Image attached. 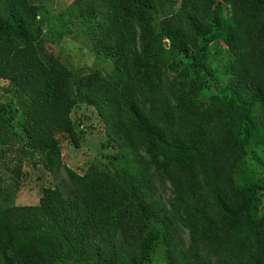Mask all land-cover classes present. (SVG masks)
<instances>
[{"label": "trees", "instance_id": "1", "mask_svg": "<svg viewBox=\"0 0 264 264\" xmlns=\"http://www.w3.org/2000/svg\"><path fill=\"white\" fill-rule=\"evenodd\" d=\"M171 1L87 0L93 50L113 71L76 84L40 49V8L0 0V79L24 115L26 145L67 176L44 188L39 205L0 210V264H151L158 249L168 264H264V187L236 179L264 132V0H176L156 30L155 9ZM220 38L233 58L231 82L204 103ZM81 105L103 121L105 147L118 148L117 174L64 165V146H81L73 119ZM12 136L0 115V142ZM160 190L170 193L165 202Z\"/></svg>", "mask_w": 264, "mask_h": 264}, {"label": "rangeland", "instance_id": "2", "mask_svg": "<svg viewBox=\"0 0 264 264\" xmlns=\"http://www.w3.org/2000/svg\"><path fill=\"white\" fill-rule=\"evenodd\" d=\"M41 11L40 21L44 27V35L40 42L42 53L54 54L73 73V82L90 73L102 70L113 71L110 61L102 59L93 50V42L89 35V23L85 21L87 0H30ZM224 6L227 20L231 19L230 9ZM180 7V2L172 0L167 5L155 9V29L159 23L172 15ZM167 59L179 61L180 57L167 55ZM233 58L223 39L216 40L210 47L207 60L208 88L203 91L200 101L207 103L212 95L220 94L231 82L227 73ZM190 63L187 60L186 65ZM0 115L8 120V124L17 134L12 136L13 142L5 146L0 142V210L9 207L39 205L43 190L46 187L65 185L67 176L64 170L52 172L46 166V156L26 145L23 132L24 115L18 106L9 82L0 79ZM78 132L82 135L80 148L66 144L63 150V163L79 174H84L92 167H97L117 174L122 169V160H116V146L105 147L107 136L105 126L93 107L81 105L73 113ZM12 131V130H11ZM247 157L243 166L236 172L239 185L256 184L264 187V132H259L247 146ZM165 202L168 194L159 191ZM178 240L186 248L189 241L187 230L178 232ZM56 264H70L58 261ZM151 264H168L164 252L158 249Z\"/></svg>", "mask_w": 264, "mask_h": 264}]
</instances>
